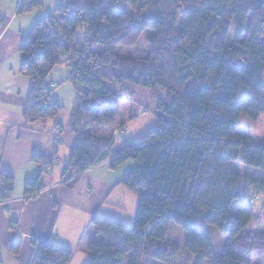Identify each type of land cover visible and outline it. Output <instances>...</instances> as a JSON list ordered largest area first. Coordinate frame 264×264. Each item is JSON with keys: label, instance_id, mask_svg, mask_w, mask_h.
<instances>
[{"label": "trees", "instance_id": "1", "mask_svg": "<svg viewBox=\"0 0 264 264\" xmlns=\"http://www.w3.org/2000/svg\"><path fill=\"white\" fill-rule=\"evenodd\" d=\"M126 3L134 14L94 3L71 8L62 0L35 22L19 49V73L29 81L27 123L46 126L60 115L47 87L55 67L67 62L77 89L70 117L76 141L62 168L64 184L71 187L102 162L112 170L134 164L119 183L137 196L134 226L93 214L77 250L87 264H125L127 257L128 264L167 262L182 251L207 264H264V234L250 229L264 182H241L246 167L264 172V141L253 145L237 132L240 115H264V0ZM39 6L41 0H29L16 13ZM115 83L148 89L156 102L155 126L141 142L115 147L91 133L114 125ZM32 160L42 172L52 164ZM12 184L10 174L0 173V203L11 198ZM42 188L38 177L24 194ZM32 244L30 264L72 262L70 250ZM18 248L16 241L11 251Z\"/></svg>", "mask_w": 264, "mask_h": 264}, {"label": "crops", "instance_id": "2", "mask_svg": "<svg viewBox=\"0 0 264 264\" xmlns=\"http://www.w3.org/2000/svg\"><path fill=\"white\" fill-rule=\"evenodd\" d=\"M14 9L7 16L0 13L3 18L0 28V173L13 178L11 198L0 203V261L2 264H30L33 240L70 250L74 257L77 243L92 215L99 214L106 205L107 212L121 210L120 200L127 193L119 184L123 172L112 170L108 161L79 174L69 188L62 181V168L76 141L70 129V117L77 89L69 80L67 62L55 67L48 76L47 87L61 107L60 115L46 126L26 122L23 111L29 81L19 73V49L33 24L30 19H24L17 26ZM115 85L135 101V104L129 102L130 117L155 114L156 102L148 89L115 83L112 90ZM144 107V112L140 113ZM114 131L93 135L110 141ZM33 157L52 164L42 172ZM38 177L42 190L31 197L25 195L24 186ZM260 221L250 229L264 234V224ZM16 241H19V248L13 253L11 247Z\"/></svg>", "mask_w": 264, "mask_h": 264}, {"label": "rangeland", "instance_id": "3", "mask_svg": "<svg viewBox=\"0 0 264 264\" xmlns=\"http://www.w3.org/2000/svg\"><path fill=\"white\" fill-rule=\"evenodd\" d=\"M62 0H41V6L32 7L29 10H26L29 6V0H0V13L7 16V14H11L14 7V17L17 16V20L15 24L18 26L22 24L24 19H30L31 24H35L39 18H42L45 15L53 14L56 6L61 3ZM66 5L71 8H76L83 6L87 3H94L96 5H100L103 7H111L115 10L125 12L127 14H134L132 8L126 3V0H65ZM21 6L24 11L17 14L18 7ZM32 25V27H33ZM262 86L264 87V73L262 76ZM114 93L116 94V103L115 107L119 109V114L115 118L114 125L112 127H94L91 129V133L94 135H98L102 133V131L110 132L115 130L112 134V140L114 139V143L116 146L120 145L122 141L128 142H141L149 132L155 126V116L148 115L145 113L144 115H139L138 117H130V101L132 104H135L133 98H129L130 94L125 93V91H119V88L115 85L113 86ZM150 91V90H149ZM158 93V92H157ZM163 94L158 93V96H162ZM145 107L141 109L140 113L144 112ZM156 111V110H155ZM123 130H120V129ZM237 132L243 136H247L250 139V143L253 145L262 144L264 141V115L259 116L256 120L250 119L246 115H240L237 123ZM107 133V134H108ZM125 133V134H120ZM134 164L131 161L125 162L122 166H120L117 171L118 173L123 172V174H127ZM56 169V168H55ZM56 171V170H55ZM246 177L256 178L263 180L264 182V172L252 169V168H244L241 175V182L244 181ZM127 193V196H123L120 200L121 210H113L111 212H107L109 207L108 205L104 206L102 210L99 212L100 216L104 218H109V220L121 223L125 226L132 227L134 226V217L137 206V196L133 192H129L126 188L120 187ZM32 195H29L31 197ZM252 209L255 215L254 221L251 223L250 227H253L256 223H260L264 214V196L258 197L253 205ZM98 214V215H99ZM196 225L201 227L206 231L205 224L200 220L196 219L194 221ZM89 261V257L79 251H76L73 261L71 264H87ZM129 258L127 257L125 260V264H128ZM142 264H207L205 260L200 261L195 256L187 253V252H179L176 257L170 259L167 262H160L151 258H144Z\"/></svg>", "mask_w": 264, "mask_h": 264}, {"label": "built area", "instance_id": "4", "mask_svg": "<svg viewBox=\"0 0 264 264\" xmlns=\"http://www.w3.org/2000/svg\"><path fill=\"white\" fill-rule=\"evenodd\" d=\"M252 202V201H251Z\"/></svg>", "mask_w": 264, "mask_h": 264}]
</instances>
